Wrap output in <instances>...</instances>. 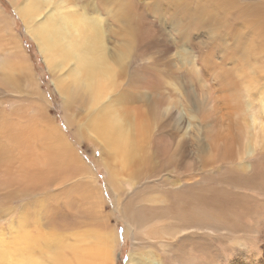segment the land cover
I'll return each mask as SVG.
<instances>
[{"label":"bare ground","instance_id":"1","mask_svg":"<svg viewBox=\"0 0 264 264\" xmlns=\"http://www.w3.org/2000/svg\"><path fill=\"white\" fill-rule=\"evenodd\" d=\"M11 1L71 135L0 8V264H104L109 193L127 264H264V0Z\"/></svg>","mask_w":264,"mask_h":264},{"label":"rangeland","instance_id":"2","mask_svg":"<svg viewBox=\"0 0 264 264\" xmlns=\"http://www.w3.org/2000/svg\"><path fill=\"white\" fill-rule=\"evenodd\" d=\"M55 2L56 0H53L52 3L49 5L46 3L42 5H45V7H48V6L53 7ZM0 8H2L3 11L9 16L10 29L13 31V32L12 31L10 32L12 33V36L14 38H17L21 42L23 46V50L27 54V57L31 64V67L36 73V77L39 83L42 85L43 90L45 91L44 93L47 96L46 98H49L47 100L48 101L50 100L52 102V104L50 103L52 106L49 111L50 114L54 116V118H56V121L58 124L63 126L64 129H67V132L69 131L70 133V129L68 130L66 123H65L64 111H63L62 104H61L62 96L55 87L53 78L51 76V72L48 69L43 53L40 50V48H38V44L36 43L37 42L36 38L31 32L27 30L24 20L19 15L18 11L14 7V4L12 3L11 0H0ZM40 13L41 15L39 16V19H42V15L44 14V11ZM108 22L111 26H113L114 29L118 28L116 23H114L112 19H108ZM14 30H15V33H14ZM108 37L111 39L110 40L111 44H116L114 43V41L115 42L118 41V39L115 36L109 33H108ZM7 97L8 96L0 97L1 99L0 101H2L3 99H6ZM14 101H16V104L14 103ZM11 103H12L13 108L17 112L29 108V105H28L29 103H26L24 101L21 102L20 99L11 100ZM89 143H90L89 145L82 143V144H76V146L78 147L79 152L80 153L82 152V154H84V156H86V158L89 159V161H91L92 157L89 155H92V154L99 155L98 152L100 149L98 148V146L96 147L91 142ZM97 172L99 173L98 175H99L100 180H102L101 185L105 186L106 184L105 175H107L105 173L106 170L103 167H100L98 168ZM109 195L110 196H108V198L110 199V201L107 203V208L105 211L109 214H112L110 225H112V227L114 226L117 227V231H118L117 233L120 238V243L118 244V246L115 247V249L113 248L111 249L110 254L109 253L106 254V257L103 258L102 263L104 264H127V261L129 259V254L131 253L132 248H133L132 247L133 229L131 228L127 219L125 220L122 217L121 212L118 210L116 201L114 200L115 196L112 197L111 193H109ZM127 222H128V225L131 231L129 234L126 232V229L128 228ZM248 225L253 227L249 222H248ZM222 251L227 253V251L223 247H222Z\"/></svg>","mask_w":264,"mask_h":264}]
</instances>
